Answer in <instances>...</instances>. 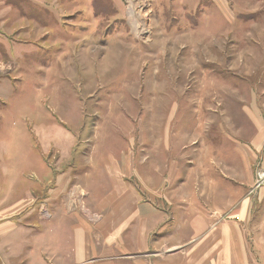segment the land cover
I'll use <instances>...</instances> for the list:
<instances>
[{
    "label": "rangeland",
    "instance_id": "1",
    "mask_svg": "<svg viewBox=\"0 0 264 264\" xmlns=\"http://www.w3.org/2000/svg\"><path fill=\"white\" fill-rule=\"evenodd\" d=\"M196 4V0H0V90L3 87L8 94L0 96V110L12 111L5 108L8 101L15 106L5 124H29L23 117L24 101L40 88L54 101L76 95L84 100L79 102L80 111L90 118L89 135L93 125L110 128V121L122 113L127 126L143 127V137L150 138L155 122L161 126L168 117L169 144L199 143L200 136L202 142L220 144L221 158L227 159L224 153L230 151V142L235 143L240 163L250 164L256 180L264 183V0ZM41 80L45 84L39 87ZM120 123L117 119L112 125L121 128ZM130 135L119 138L133 143L141 137L133 129ZM107 136H93L82 151L99 156ZM146 148L135 159L143 179L173 171L156 141L150 140ZM174 155L165 154L169 159ZM74 169L78 176L57 196L44 199L51 217L43 219L39 201L25 215L11 214L10 221L29 217L37 229H17L12 240L3 242L11 241L19 253L39 254L46 244H26L34 234L43 241H73L70 225L93 221L87 211L94 210L92 203L100 198L94 181L105 170L84 160ZM185 175L183 169L181 179ZM81 188L83 198L68 211L66 198ZM23 234L27 236L21 240ZM66 244L60 248L69 249Z\"/></svg>",
    "mask_w": 264,
    "mask_h": 264
},
{
    "label": "crops",
    "instance_id": "2",
    "mask_svg": "<svg viewBox=\"0 0 264 264\" xmlns=\"http://www.w3.org/2000/svg\"><path fill=\"white\" fill-rule=\"evenodd\" d=\"M196 1L197 6L202 2ZM41 81L39 87L45 84ZM43 90L24 101L28 125L18 121V126L8 122L10 127H6L14 103L8 101L5 107H10V113L0 110V264H264V183L256 180L250 164L240 163L235 143L230 142V151L224 153L227 159L221 158L220 144L202 142L200 136L196 137L199 143L169 144L171 137L165 131L169 132L171 121L166 117L160 126L159 114L150 138L143 137V127L127 126L122 113L110 121V128L93 125L89 135L90 118L79 106L84 100L66 95L54 101ZM5 94L2 87L0 96ZM117 119L121 128L112 125ZM132 129L141 137L123 142L119 137L129 138ZM104 134H108V144L99 156L82 151L93 136ZM150 140L156 141L158 152L174 169L143 179L135 169V159L147 151ZM171 153L175 157L165 156ZM83 160L105 170L94 181L100 198L92 203L94 210L86 209L93 221L71 224L73 241H43L34 234L26 244H46L39 254L19 253L11 241L3 242L12 240L17 229H37L31 218L19 217L37 201L43 219L51 217L44 199L67 187L78 176L75 165ZM183 169L186 175L181 179ZM84 194L82 188L76 189L66 198L68 211ZM11 214L19 216L10 221ZM63 243L69 249L62 250Z\"/></svg>",
    "mask_w": 264,
    "mask_h": 264
},
{
    "label": "bare ground",
    "instance_id": "3",
    "mask_svg": "<svg viewBox=\"0 0 264 264\" xmlns=\"http://www.w3.org/2000/svg\"><path fill=\"white\" fill-rule=\"evenodd\" d=\"M131 2V1H130ZM132 12H134V11H132ZM134 23H135V21H134ZM144 23H146V22H144ZM136 24V28H138L139 27V25H138V23H135ZM140 28V27H139Z\"/></svg>",
    "mask_w": 264,
    "mask_h": 264
},
{
    "label": "built area",
    "instance_id": "4",
    "mask_svg": "<svg viewBox=\"0 0 264 264\" xmlns=\"http://www.w3.org/2000/svg\"><path fill=\"white\" fill-rule=\"evenodd\" d=\"M261 182H262V180L260 179L259 183H261Z\"/></svg>",
    "mask_w": 264,
    "mask_h": 264
}]
</instances>
